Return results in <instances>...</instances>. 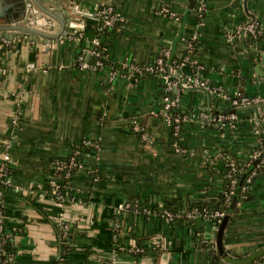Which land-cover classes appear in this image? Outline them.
<instances>
[{"label":"crops","instance_id":"crops-1","mask_svg":"<svg viewBox=\"0 0 264 264\" xmlns=\"http://www.w3.org/2000/svg\"><path fill=\"white\" fill-rule=\"evenodd\" d=\"M38 1L47 12L33 4V12L23 11L26 21L0 23L31 28L0 30L13 43L0 56V162L8 151L16 168L12 182L20 187L5 195L6 227L17 249L9 264H63L66 256L68 264H103L117 241L119 264H264V169L255 175L251 199L226 210L231 218L223 247L233 261L220 256L215 262L201 245L204 238L216 245L219 223L202 216L171 222L153 213L166 198L186 204L217 199L226 189L227 155L241 164L252 161L264 105L234 109L204 88L184 89L181 112L235 111L238 120L218 129L193 117L176 138L158 113V75L111 77L110 67L80 66L81 56L92 58L100 0ZM189 2L114 0L123 19L104 36L111 59L149 63L165 48L171 51ZM163 6L180 17L162 13ZM13 7L5 18L19 10ZM248 22L261 32L242 38ZM75 32L83 39H73ZM191 39L202 76L232 90L264 93V0H194L176 56L185 54ZM188 67L182 71L189 73ZM85 139L99 143L86 157L96 171L77 170L72 181L80 197L57 201L49 185L64 177L52 161ZM136 200L151 211H117ZM61 214L77 233L66 256Z\"/></svg>","mask_w":264,"mask_h":264},{"label":"built area","instance_id":"built-area-1","mask_svg":"<svg viewBox=\"0 0 264 264\" xmlns=\"http://www.w3.org/2000/svg\"><path fill=\"white\" fill-rule=\"evenodd\" d=\"M161 12L168 16L175 17L176 19L180 17L175 11L171 10L169 7L166 6H163L161 8ZM98 14L100 16V19L102 20V23L99 26V30H102L106 26H112L116 22H119L123 19L121 14L115 9L114 0H100ZM247 28L252 34L261 32L259 28L252 23L249 24ZM71 37L76 40H81L83 39V33L75 32L73 35H71ZM11 42L12 40L0 34V46L4 44H9ZM92 43L94 46L92 48H88V51L91 54H98L97 47L100 45V38L94 37L92 39ZM194 49V42L191 39L187 42L185 54H183V56L180 57L178 60H172L171 63L168 62V58L170 56L171 51L169 48H165L160 54L156 56L153 62L139 63L130 60H122L119 62V64L121 68L124 69V71L110 68L111 77H115L118 74L124 75L129 79H136L138 78L139 74H153L159 76L161 82L163 83L164 92L162 93V104L158 113L172 127L173 135L176 138H179L183 123L189 119H192L193 117H196L199 120H202L203 122H207L218 129L226 128L228 126L232 127L236 124L238 120V114L235 111L227 113L223 111H214L210 108L202 107L197 112V114L189 115L188 113L181 112L180 96L181 92H183L184 89L190 87L204 88L209 95L221 96L234 109L248 105H264V93L249 94L241 91L239 88L232 90L220 84H215L207 78H202L199 74L201 66L198 64L197 60L191 56V52L194 51ZM79 63L80 66L84 68L90 67L93 69H99L103 67V61L100 58L95 60L94 63H91L85 60L83 56H81ZM183 66H193L196 67L197 70L195 72L184 73L182 71ZM173 91H175L176 93L171 94V92ZM256 130L259 132L258 148L255 149L253 152V159H257L264 150V117H261V119L259 120L258 127ZM82 144L84 146H89L93 148H97L99 146L97 140L93 139H85L83 140ZM174 144L177 145V141H175ZM79 154L80 150L74 149L69 156L65 158H56L52 161L53 170L56 174L61 170L64 171V181L57 185L53 184L52 188L50 189L53 193L54 198L57 201L63 202L66 200V195L62 187L70 190L74 189L73 181L69 178L71 176L72 168L86 169L90 174H94L96 171V169L91 168L90 166H85L84 163L78 159ZM225 161L226 164L231 167V170L228 172V176L230 177L229 190L225 189V192L228 195L227 199L229 200L231 192H233V189H235L236 179L233 177V174L237 172V165L235 163V160L229 155H227ZM258 162L259 164L257 168L260 167L264 169V155ZM9 163L11 164V155L8 151H5L0 162V231H4V228L7 224V216L5 211V194L9 190V187L20 189V187L13 184L12 177L8 175ZM250 163L251 161L246 164H241V166L244 167ZM256 172L257 171H253V173L248 178L245 186L243 187L244 193L242 195V198H246L248 195L247 191H251L253 184L252 176ZM71 199L74 200L73 197ZM242 202V200L238 201L239 204H242ZM125 209H134L146 213H149L151 211L150 208H148L147 206L142 209L139 206L137 200L136 202H127L126 204H119L117 206L118 212ZM153 213L155 215L165 218L168 221H174L178 217H183L185 220H192L200 217L203 213H206V215L215 217L217 219L215 223L218 224L226 214V210H210L207 207H203L201 210L198 206H194L184 211L183 214L173 212L168 208L160 209V211L154 209ZM58 222L64 232V235H66L70 230V224L63 214L59 216ZM5 240V236H2L0 238V252H2L3 250L2 243ZM203 241H208V243H210V240L203 239ZM210 248L215 249V243H210ZM0 264L7 263L6 261H1L0 259ZM106 264H119L118 255L115 251H112L109 254V259L106 261Z\"/></svg>","mask_w":264,"mask_h":264},{"label":"trees","instance_id":"trees-1","mask_svg":"<svg viewBox=\"0 0 264 264\" xmlns=\"http://www.w3.org/2000/svg\"><path fill=\"white\" fill-rule=\"evenodd\" d=\"M102 20L100 19L99 22V26L101 25ZM119 25V22H116L115 24H113L112 26H106L104 27L102 30H98V35L97 37L100 38V45L97 47L98 48V54H92V58H91V63H94L95 60H97L98 58H100L103 61V67L107 66L110 67L111 69H118L120 71H124V69L121 68L120 64L117 62H114L111 57H110V52H109V42L104 39V36H106V34L108 32H112L113 30L117 29ZM196 45V43L194 44V46ZM13 46V43H9V44H4L2 46H0V56H2L4 54L5 51H7L8 49H10ZM91 48L94 46L93 43H91ZM194 53L195 51L191 52V56L194 58ZM180 57L179 56H174L173 60H178ZM190 69L189 72H195L197 69L196 67L190 66L188 67ZM199 74L202 78H205L203 75V71L200 70ZM144 75H153V74H139V77H143ZM241 91H243L241 88H239ZM163 91V90H162ZM164 92V91H163ZM162 92V93H163ZM244 92V91H243ZM176 93L175 91L171 92V94ZM246 93V92H245ZM224 129V128H221ZM74 149H79L80 150V154L78 155V159L84 163L85 166H89V164L86 161V157L88 155V153L90 151L95 150V148L93 147H89V146H84L82 144L77 145L73 148ZM235 160V158H233ZM256 159H253L251 161L250 164L242 167L241 163H238L235 160V163L237 165V172H235L233 174V177L236 179L235 182V189H233V192H231L230 194V199H227V193L225 192L227 189L229 190V186H230V177L228 176V172L231 170V167L229 165L226 164L225 166V176L227 178V183H226V190L223 191L217 199H215L213 202L211 201H197V202H190L188 204L184 203L183 200H181L180 198H166L165 202L162 206H155V209L159 210L163 209V208H168L173 212L179 213V214H183L184 211L194 207V206H198L201 210L203 207H207L210 210H215V209H224L227 210L228 208H230V204L232 203V201L234 200V198L236 197V203L239 200H242V203H245L246 201H249L252 197V190L251 191H247V197L246 198H242V195L244 193L243 187L245 186L248 178L250 177V175L253 173V171H257L256 173L253 174L252 179L254 180L255 175H257V173L262 169L260 167L257 168L259 162H255ZM79 170L78 168H72L71 169V176L69 177L70 180H73V176L74 173ZM16 174V168L12 165V164H8V175L10 177L15 176ZM58 175L63 176L64 175V171L61 170L59 172H57ZM49 188L51 189L52 186L49 185ZM65 195H66V199H71L72 197L74 199H78L80 197V194L78 192H76L74 189L70 190V189H65L64 187H62ZM10 189V187L8 188ZM7 189V190H8ZM6 195V194H5ZM138 201V200H137ZM136 202V201H133ZM139 206L143 209L145 207V205L143 203H141L140 201H138ZM226 208V209H225ZM240 207L237 206V204H235L234 207H232V210H238ZM202 217L206 218V219H210L213 221H217V219L215 217H212L210 215H206V213H203L201 215ZM161 217V216H160ZM163 218V217H162ZM189 220V221H193ZM176 221H186L183 217H178L176 218V220L171 221V222H176ZM8 230L6 229V226L4 228V231H0V238L2 236L6 237V240L2 243V247L3 250L2 252H0V259L1 261H6L7 264H9L10 258L12 257V255L16 252V245L14 243V241L12 240V236L10 235V233L8 234ZM63 254H65L64 256H66V254H70V252H72L73 246H72V242L74 241V239L77 237V233L75 231V229H70V231L68 232V234H66L65 236H63ZM205 239V238H204ZM207 240V239H206ZM201 245L203 248L208 249L210 251L211 257L212 259L217 262L219 261L220 258V254L219 252H217V249H211L210 248V243H208V241H203L201 242ZM120 242H115V246L113 247V251L116 252V254L118 255V251L120 250ZM141 247V246H140ZM142 247H144V245H142ZM128 250V249H127ZM109 259V256L103 261V264H106V261ZM70 262V259L68 256L65 257L64 263L63 264H68Z\"/></svg>","mask_w":264,"mask_h":264},{"label":"water","instance_id":"water-1","mask_svg":"<svg viewBox=\"0 0 264 264\" xmlns=\"http://www.w3.org/2000/svg\"><path fill=\"white\" fill-rule=\"evenodd\" d=\"M59 4H62V1L59 0ZM33 4H36L38 6V8L42 9V10H45L46 12L48 11L44 6H42L40 4V2L38 0H33V1H28V0H0V23H5V22H11L13 20H17V19H20L22 21H26L24 19V15L26 14H23V11H25V8L28 7V13L31 11L33 12V8H32V5ZM194 5V0H190L186 10L184 11L182 17H181V20H180V26H179V32H178V35L176 36V38L173 40L172 42V45H171V53H170V56L168 58V62L171 63L175 54H176V50H177V45H178V42H179V39L182 37L184 31H185V25H186V22H187V19L189 17V14H190V11L192 9ZM13 6H16L19 8V10H17L15 13H14V16L13 17H9L8 18H5V14H8L10 12L11 9H13L14 7ZM3 9L5 11V13L3 12ZM253 16V15H252ZM251 24V22H248L246 24V26H244L240 31H239V35L242 37V38H245L246 34L248 33H251L247 26ZM13 27H18V28H23V29H26V30H30L31 28L28 27V26H23V25H18V26H13V25H5V24H0V30H6V29H9V28H13ZM252 34V33H251ZM264 155V150L263 152L260 154V156L255 160V162H258L261 157ZM236 197L234 198V200L232 201V203L230 204V209H232V207L235 206L236 204ZM226 209V208H225ZM230 213L229 212H226V214L224 215V217L222 218V220L219 222L218 224V230H217V236H216V245H217V249H218V252L220 254V256L226 260H229L231 261L232 259L229 257V254L226 252V250L224 249L223 247V234H224V230L228 224V222L230 221ZM233 261V260H232Z\"/></svg>","mask_w":264,"mask_h":264}]
</instances>
